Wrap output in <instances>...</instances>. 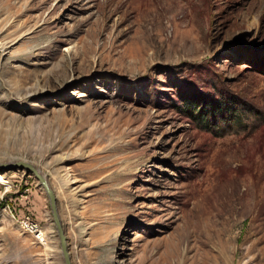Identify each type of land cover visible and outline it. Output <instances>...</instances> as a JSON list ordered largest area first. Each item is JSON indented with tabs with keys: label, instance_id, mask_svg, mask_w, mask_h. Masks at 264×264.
<instances>
[{
	"label": "rangeland",
	"instance_id": "obj_1",
	"mask_svg": "<svg viewBox=\"0 0 264 264\" xmlns=\"http://www.w3.org/2000/svg\"><path fill=\"white\" fill-rule=\"evenodd\" d=\"M15 157L72 264H264V0H0ZM0 264H64L24 170L0 167Z\"/></svg>",
	"mask_w": 264,
	"mask_h": 264
},
{
	"label": "water",
	"instance_id": "obj_2",
	"mask_svg": "<svg viewBox=\"0 0 264 264\" xmlns=\"http://www.w3.org/2000/svg\"><path fill=\"white\" fill-rule=\"evenodd\" d=\"M4 170H10V169H19L24 170L26 173H31L37 180V185L46 193L51 215H52V221L56 228V233L59 239V247L61 251V255L63 257L64 264H72L71 258H70V252H69V246L67 243V236L65 234V230L62 226L58 210H57V203H56V197L49 186L45 176L41 173V171L29 160L21 157H15V160H10L6 163H3L1 166Z\"/></svg>",
	"mask_w": 264,
	"mask_h": 264
},
{
	"label": "built area",
	"instance_id": "obj_3",
	"mask_svg": "<svg viewBox=\"0 0 264 264\" xmlns=\"http://www.w3.org/2000/svg\"><path fill=\"white\" fill-rule=\"evenodd\" d=\"M23 224L26 227L27 230H29L31 233L35 235V238L38 240L43 239V233L41 232V229L37 222L29 219L23 220Z\"/></svg>",
	"mask_w": 264,
	"mask_h": 264
},
{
	"label": "bare ground",
	"instance_id": "obj_4",
	"mask_svg": "<svg viewBox=\"0 0 264 264\" xmlns=\"http://www.w3.org/2000/svg\"><path fill=\"white\" fill-rule=\"evenodd\" d=\"M43 240V239H42ZM181 242V238L177 239V242L174 244V246H171L170 251H169V257L176 262L177 258H178V245ZM186 261V260H185ZM185 261L183 262V264L185 263Z\"/></svg>",
	"mask_w": 264,
	"mask_h": 264
},
{
	"label": "trees",
	"instance_id": "obj_5",
	"mask_svg": "<svg viewBox=\"0 0 264 264\" xmlns=\"http://www.w3.org/2000/svg\"><path fill=\"white\" fill-rule=\"evenodd\" d=\"M197 110H198V108L196 109V110H194V112H196L195 114H197ZM191 115H193L194 116V114H193V112H192V114ZM197 116H198V114H197ZM196 116V117H197Z\"/></svg>",
	"mask_w": 264,
	"mask_h": 264
}]
</instances>
